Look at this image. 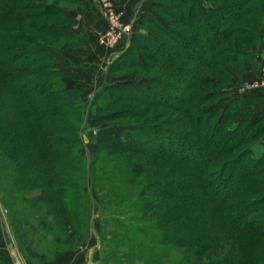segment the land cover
Listing matches in <instances>:
<instances>
[{"label":"trees","instance_id":"obj_1","mask_svg":"<svg viewBox=\"0 0 264 264\" xmlns=\"http://www.w3.org/2000/svg\"><path fill=\"white\" fill-rule=\"evenodd\" d=\"M44 1L0 0V163L10 171L3 190L28 205H52L46 213L63 216L72 242L81 198L89 194L83 131L163 108L157 116L170 114L181 132L155 121L128 129L97 148L93 180L101 170L129 188L145 182L152 200L141 193L131 206L143 225L159 231L160 244L186 252L187 264L204 257L209 264H264V153L253 150L264 140V116L254 119L264 112V93L204 108L223 94L206 89L212 78L233 80L257 68L264 0H153L160 18L141 15L140 29L113 66L155 71L152 82L111 84L89 124L80 90L65 83L78 73L66 54L86 39L66 8ZM68 3L83 9L82 0ZM147 25L166 40L142 32ZM174 81L184 85L173 98L177 105L165 100ZM16 233L29 260H46L47 252L22 240L20 226ZM258 244L261 251L252 255Z\"/></svg>","mask_w":264,"mask_h":264},{"label":"rangeland","instance_id":"obj_2","mask_svg":"<svg viewBox=\"0 0 264 264\" xmlns=\"http://www.w3.org/2000/svg\"><path fill=\"white\" fill-rule=\"evenodd\" d=\"M68 2L69 0L44 1V3L48 5H54L58 8H66L67 14L69 9H73L70 7L68 8ZM115 2L116 0H112L115 11L120 15V20L131 30L132 26L126 24L122 20L121 14L116 9ZM77 10L81 11L79 8ZM149 13L158 19L160 18V14L153 8ZM141 31L147 34L159 33V31L155 30L152 25H147L145 30L142 29ZM131 33L132 31H130L129 35H125L116 46H105L107 48H115L119 46L121 42L125 41L128 48L132 36ZM102 34H100V36ZM157 37L166 40V38L160 33ZM70 53L66 54L69 59H71L69 57ZM117 58L108 64V72L102 71L98 68L91 69L90 66L87 67L86 64L75 63L71 59L77 65L78 73H76L75 77H65V83L67 86H75L80 90L87 109L86 122L88 124L91 121L94 107L102 100L100 96L102 94H107L108 86L119 81L129 80H140L150 84L152 82L151 78L156 74L155 71H142L140 69L134 71L121 69L120 71H116L113 66H118L119 60ZM211 81L214 86H209L210 89L209 87L206 89L220 91L223 92V94L219 96L220 98L217 102L204 106L205 109L210 106H215L216 104L225 103L226 100L231 97L232 92L230 91V86H237L236 80H230L227 77H214ZM171 85L173 86V90L167 89L169 94H171V97L165 96V100L168 101V103L177 105L176 100H173V98L179 96V92L184 89V85L175 81L172 82ZM238 86L240 87V85ZM223 106L226 105L223 104ZM115 108H117V106L112 109ZM162 112H165L163 108H155L141 117H120L114 119L112 123L105 128L87 127L83 131L80 153L84 156L85 164L89 170V180L87 182L89 194H84L81 198L82 205L75 218L78 233L73 236L74 239L72 242L66 241L71 231L67 227L62 229L63 216L46 213L49 206L52 205L37 203L28 205L25 204L23 199L12 198L5 192V190H3L5 184L10 181L8 178L10 171L6 166H2L0 163V233L4 227V222H6L8 223L6 225L11 226L13 229L15 239L18 241L19 237L17 236L16 230L17 227L20 226L21 233L23 234L22 240L26 241L27 244L29 243V246L35 249L39 254L47 252L46 260L59 251L69 250L76 252L80 248H92L93 244H97L99 249L96 251L95 256H92L93 250H90L87 255V259H91L96 264H187L184 259V254L186 252L175 246L160 244V235H158L160 234L159 231L150 228L147 225H143L139 221L141 218L138 208L131 206L133 202L132 197H136L141 193H144V198L152 200L151 197H149V187L146 186L145 182L141 184L137 183V185H132L129 188L127 187V184L123 183V181L119 180L117 177L115 178V175L104 174L101 170H98V173H96V179L93 180L92 178V160L97 155V148L102 144L113 142L118 139L123 132L128 129L137 130L136 125L155 121L164 126V128L176 131L174 133L178 134L181 132L177 125L173 124L170 119V114L161 117L157 116V114ZM157 132L159 133L158 136H160V138H165V135H161V130ZM100 167L99 169H101ZM55 208L57 209V207ZM42 223L45 225H42ZM140 228L147 233V237L145 234L144 236L140 235ZM94 235H96V242ZM149 237H153L154 241H149ZM56 240L59 241L56 242ZM91 240L92 243H89ZM137 243H142L140 244L142 246L136 248ZM261 249L262 244H258L253 251L251 250L252 255L255 251H261ZM140 254L141 256L139 257ZM203 260L202 264H209L208 257H204ZM32 261L40 262L42 260L33 259Z\"/></svg>","mask_w":264,"mask_h":264},{"label":"crops","instance_id":"obj_3","mask_svg":"<svg viewBox=\"0 0 264 264\" xmlns=\"http://www.w3.org/2000/svg\"><path fill=\"white\" fill-rule=\"evenodd\" d=\"M116 9L121 14L122 20L132 26L131 35L140 29V17L144 13H149L152 9L153 0H116ZM83 9H69L68 14L75 20V31L82 35L87 42L85 47L75 49L69 54V57L76 63L86 64L91 69L98 68L102 71L108 72V64L113 62L120 56L127 48L126 42L123 41L115 48H107L99 41V36L107 28V20L96 0H82ZM257 68L246 72L242 75H237L233 78L236 80V85H231V97L226 100L224 105H227L231 100L239 98L246 94H256L258 92L264 93V87L257 89H250L248 84L256 81L262 82L264 80V28L262 30V41L257 52ZM240 85V87L238 86ZM229 89V88H227ZM222 104V105H223ZM264 116V112L257 111L254 114V119ZM254 152L264 153V140L260 144L253 147ZM4 227L0 233V264H96L88 258V253L93 250L92 256H95L99 249L97 244H93L92 248H80L76 252L69 250L59 251L54 253L51 258L46 261L34 262L28 259L25 252L19 246L13 234L11 226H7L4 222ZM96 235H94L95 237ZM95 237V242H96ZM92 243V240L91 242ZM88 243V244H89ZM91 246V244H90Z\"/></svg>","mask_w":264,"mask_h":264},{"label":"built area","instance_id":"obj_4","mask_svg":"<svg viewBox=\"0 0 264 264\" xmlns=\"http://www.w3.org/2000/svg\"><path fill=\"white\" fill-rule=\"evenodd\" d=\"M101 10H103L105 18L108 22L106 31L100 36L102 44L109 47L116 46L125 37L130 34V28L124 25L120 20V15L115 11L112 0H97ZM250 89H257L264 87V80L262 82H254L247 85Z\"/></svg>","mask_w":264,"mask_h":264}]
</instances>
